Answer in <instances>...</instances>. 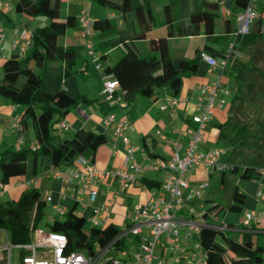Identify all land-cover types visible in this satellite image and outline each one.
Masks as SVG:
<instances>
[{
  "label": "trees",
  "instance_id": "trees-1",
  "mask_svg": "<svg viewBox=\"0 0 264 264\" xmlns=\"http://www.w3.org/2000/svg\"><path fill=\"white\" fill-rule=\"evenodd\" d=\"M97 1L117 14L132 9L139 28L133 39H144L154 24L149 0L133 4L132 0ZM248 1L233 0L237 8L235 17ZM64 2H14V12L29 17L44 16L48 23L31 30L27 54H11L1 64L0 96L22 107L17 121L21 126L30 123L34 131V147L9 146L0 151V180L4 187L11 178L24 176L29 171L34 174L37 167L59 169L71 166L79 156L92 162L94 152L106 141L103 134L84 129H78L70 138L63 139L55 133L56 123L78 102V99L70 98L62 90L63 79L77 73L75 65L80 56L79 46L65 43V30L74 26L78 28V25L74 15H61ZM201 5V8L189 13L187 23L177 24L176 36L197 35L201 29L206 36L212 35L218 17V3L202 0ZM164 19L169 24L168 14H164ZM257 25V29L250 27L246 35L221 39L224 46L220 49L206 45L195 50L192 58H173L168 53L167 38L161 36L156 39L157 58L146 60L121 38L113 46L120 45L122 56L112 66H103L125 90L126 103L137 96L150 97L155 89L161 88L170 96L177 97L184 74H203L207 70L208 66L200 59L201 52L222 59L228 44L233 42L223 74L233 80L235 90L230 94L225 121L216 126L218 147L225 149V162L229 161L231 165L229 170L218 173L219 184L227 196L223 204L210 196L205 199L206 206L202 212L204 223L198 231V241L204 251L202 264H264V247L252 240L249 231L254 227L245 229L238 216L228 219L229 214L243 211L244 194L239 191L237 183L226 185L225 178L230 175L247 182L260 177L264 170V123L258 120L252 122L249 112L251 106L259 103V97H264V31L260 29V21ZM111 27L108 19H93L94 33L97 30L107 31ZM167 34L174 36L170 31ZM127 39L130 41L132 37ZM98 56L101 61L102 55ZM254 125L256 128H252ZM251 140L257 151L251 157H246L241 149ZM44 208L41 192L34 187L24 190L16 200L0 202V229L6 233L10 244L31 243L33 230L44 215ZM73 210L74 206L65 211L62 217L47 224V231L66 236L69 251L92 252L95 244L106 245L121 230L112 224L87 226L85 218L76 216Z\"/></svg>",
  "mask_w": 264,
  "mask_h": 264
},
{
  "label": "crops",
  "instance_id": "crops-1",
  "mask_svg": "<svg viewBox=\"0 0 264 264\" xmlns=\"http://www.w3.org/2000/svg\"><path fill=\"white\" fill-rule=\"evenodd\" d=\"M139 1L132 0V4ZM201 1L149 0L154 24L145 34L144 39H133L135 34L139 32V28L132 9L125 11L124 14H117L111 11L110 17L114 19L108 21L112 27L107 31L97 30L94 33L95 49L98 55H102L101 62L103 66H112L122 56L123 50L120 45L113 46L114 42L120 41L121 38L131 44L138 54L146 60L157 58L156 39L161 36L167 38L168 53L173 58H192L195 50L202 49L206 45L215 49L222 48L224 41L221 39L226 40L234 36L236 28V17L234 14L237 8L233 0H217L218 17L216 18L212 35L206 36L201 29L197 35L176 36L177 24L180 22L187 23L189 13L202 7ZM259 2L258 18L254 21L251 28L257 29V22L260 21V29L264 31V0H259ZM153 10L156 11V14H153ZM164 14H168L169 24L166 23ZM24 17L26 15L22 13L14 11L3 13L0 11V27L4 29V40L0 43V79L2 61L11 54L20 53L19 48L12 49V41L16 40L19 46H22L24 41L22 38L16 37L12 30L14 28L33 29L25 25L18 26L14 23L18 19L23 20ZM232 30L234 31L232 32ZM168 31L172 32L174 36H167ZM128 37H132V40L129 41ZM185 41L188 42L191 49V53L187 55L182 54L184 46L181 43ZM65 43L70 46H79L80 56L75 65L78 73L84 65L83 60L85 58L78 36V28H76L75 35L65 38ZM28 47L29 45L23 49L22 54H25ZM86 73L82 74V79H77L76 76H68L63 79L62 90L70 98L78 99V102L63 118L68 124V129L65 131L57 129L55 133L61 139L70 138L73 132L78 129L103 134L106 141L96 149L91 162L97 169L123 168L124 165L125 148L121 140L113 135L114 123H105L104 120L107 115L114 114L115 119L126 120L130 124V128L125 131V135L133 144L139 147V150L134 154L138 162L142 161V151L150 159L167 158L171 152V143L177 139L181 141V155H183L194 127L191 117L197 112L195 99L198 95L199 86L210 83L220 76L223 89L229 91L230 94L235 90V86H232L233 80L231 78L226 74L220 75L218 68L207 67L203 74L183 75L181 89L177 95L179 101L174 109L160 110L159 108L170 96L164 88L155 89L150 97L137 96L130 103L125 102L123 105L111 107L104 102L99 92L100 72L92 64L88 63L86 65ZM221 97L224 98L225 103L215 108L210 122L201 130L200 139L196 143L198 151L204 152L219 146L216 126L223 123L226 119L230 95ZM21 109V106L11 104L0 96V151L9 146L14 148L22 145L34 147V131L31 124L26 123V125L21 126L18 123L19 131L13 126L21 113ZM157 131L164 136V139L159 138ZM21 135L23 136V142L17 144V138ZM220 158L225 161L226 152ZM68 167L65 166L59 169L37 167L35 170L36 174L29 171L24 176L11 178L5 185L0 202L5 203L16 200L24 190L34 187L40 190L45 205L47 202L50 204L48 209L50 221L62 217L65 211L74 206L73 214L84 217L88 226L89 219L94 214V209L105 201L108 203L110 214L107 218H103L100 226L112 224L122 229L128 224L135 205H143L152 196L165 198L160 187L165 173L144 172L137 176L138 182L136 185L129 186L124 190L119 189L114 178L101 180L96 187V199L90 203L86 197L77 192L79 185L76 181L66 183L63 179L54 176L53 172L55 170L63 173ZM214 172L203 164L189 167L183 176L187 182V187L182 190L183 197L186 198L191 192L199 190V186L204 183L207 186L203 189H207L211 180L222 189L219 184L218 173L213 176ZM225 178L227 179L226 185L231 186L233 183H237L239 191L244 194L241 221L244 214L261 211L264 203V170L260 177L247 182L230 175L225 176ZM200 196L199 190L198 194H192L188 200L185 199L178 214L186 216V210L190 207H196L198 210L204 209ZM46 197H49V199H46ZM3 198L5 199L4 201H2ZM253 227L254 229L251 231L252 240L264 247V222ZM194 235L196 234L192 235V241H196L193 240Z\"/></svg>",
  "mask_w": 264,
  "mask_h": 264
},
{
  "label": "built area",
  "instance_id": "built-area-1",
  "mask_svg": "<svg viewBox=\"0 0 264 264\" xmlns=\"http://www.w3.org/2000/svg\"><path fill=\"white\" fill-rule=\"evenodd\" d=\"M16 0H0V11L11 13ZM215 1L217 0H210ZM258 0H249L247 5L236 15V28L234 36L246 35L250 27L258 18ZM78 36L84 50V65L80 72L86 74V65L92 64L100 72V95L111 107H117L125 103V90L121 89L114 75L106 72L95 49L93 18L86 11H82L77 18ZM12 33L22 38L23 45L19 46L16 40L12 41V49L19 48L20 53L30 44L32 31L29 29L14 28ZM4 40V29L0 27V43ZM233 42L227 46L225 57L216 59L205 52L200 53V59L209 68L215 67L224 73L226 60L231 53ZM229 91L223 89L221 77L210 83L202 84L198 88L195 99L196 114L191 117L194 124L189 141L181 155L182 144L179 139L171 143V152L167 158L150 159L142 151V161L138 162L134 154L139 147L133 144L125 135L130 128L126 120L115 119L114 114L105 118V123H114L113 135L119 138L125 148L126 154L123 168L97 169L85 157L79 156L68 169L61 173L59 170L53 172L56 178H61L66 183L76 181L79 185L78 193L86 197L92 203L96 199L97 184L104 179L114 178L120 190L136 185L138 175L144 172H164L160 187L165 198L152 196L143 205H135L128 224L123 227L118 235L104 246L94 245L92 252L86 250L69 251L66 236L62 233L49 232L35 228L33 238L29 244H16L0 247V264H11V250L18 249L20 253V264H202L204 251L199 241H192V235L198 236V231L204 221L202 212L196 213L193 208L186 210V216L179 215L178 211L192 194H198L199 190L206 188L204 183L199 190L191 192L186 198L182 190L187 187L183 176L189 167L203 164L211 170L219 173L229 170L230 164L222 161L221 156L225 149L214 147L207 151H198L196 143L200 139V132L208 124L214 114L216 107L225 103L221 96H229ZM178 97H168L160 110L174 109L178 104ZM14 128L20 130L18 121ZM56 129L65 131L68 129L67 122L62 119L55 125ZM160 139H164L158 131ZM17 144L23 142V136L17 138ZM4 185L0 180V200L4 193ZM49 199V197H46ZM110 214L108 203L103 201L95 209L93 216L89 219V226H100L103 218ZM264 222V203L261 211L257 213H246L242 219L245 229ZM253 231V230H249ZM134 242L136 249L128 251L126 244ZM123 245H120V244Z\"/></svg>",
  "mask_w": 264,
  "mask_h": 264
},
{
  "label": "rangeland",
  "instance_id": "rangeland-1",
  "mask_svg": "<svg viewBox=\"0 0 264 264\" xmlns=\"http://www.w3.org/2000/svg\"><path fill=\"white\" fill-rule=\"evenodd\" d=\"M81 11L88 12L92 18H96V19H108V20L114 19L110 17L111 10L107 8L105 5H103L102 3L98 2L97 0H65L64 4L62 5L60 9L61 15L62 14L74 15L76 19L79 17ZM153 14H156L155 10H153ZM14 23L18 26L25 25L27 27L34 28L38 26L41 27V26L47 25L48 19L44 16H35V17L26 16L24 17L23 20L18 19L14 21ZM75 31H76V26L67 28L65 30L64 37L68 38L72 35H75ZM181 44L184 46L182 54H185V55H187L188 53L190 54L191 49L189 47L188 42L185 41ZM27 52L28 50H26L25 54H27ZM238 56L244 58L243 56H240L239 54ZM70 76H76L77 79H82L83 77L81 72L72 74ZM233 85H234V82L232 83V86ZM259 99H260L258 100L259 103L251 106V109H249V112L250 114H252L251 116L252 122L254 120H258L264 123V97L260 96ZM252 128H256V125H254V127ZM241 150H242L243 155H245L246 157H251L252 155L255 154V152L257 151V148L255 146L254 141L251 140L247 145H244ZM262 155H264V152L262 153ZM227 163L230 164L229 161H227ZM216 173L217 172H214L213 176L217 175ZM200 193H201L200 201L202 202L204 209L206 206L205 199L208 198L209 196L213 197L215 200H217L218 202L222 204L225 202L226 196H227V193L224 190L220 189L219 185L215 183L213 180H211L210 186L207 189L200 190ZM4 200L5 199L3 198L2 201ZM49 207H50V204L47 202L44 208V215L39 220L37 224V228L42 229V230H47V224L51 222L50 217L48 216ZM193 208L196 213H199L202 210H204L203 208L200 210H198L196 207H193ZM242 214H243V211L240 213L229 214L228 219H232L233 216H238V220L240 221ZM193 240H198V236L194 235ZM7 243H8V238H7L6 233L0 229V247L7 245ZM125 249L128 251L135 250L136 244L134 242L130 244H126ZM0 257H5V253H0ZM11 264H20V253L18 249L12 248L11 250Z\"/></svg>",
  "mask_w": 264,
  "mask_h": 264
}]
</instances>
